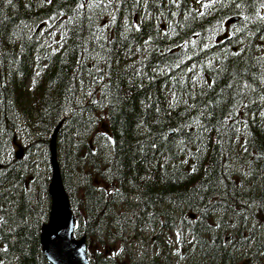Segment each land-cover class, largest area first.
Listing matches in <instances>:
<instances>
[{"label": "trees", "instance_id": "trees-1", "mask_svg": "<svg viewBox=\"0 0 264 264\" xmlns=\"http://www.w3.org/2000/svg\"><path fill=\"white\" fill-rule=\"evenodd\" d=\"M55 131L91 264H174L173 211L182 264H264V0H0V264H51Z\"/></svg>", "mask_w": 264, "mask_h": 264}, {"label": "water", "instance_id": "water-1", "mask_svg": "<svg viewBox=\"0 0 264 264\" xmlns=\"http://www.w3.org/2000/svg\"><path fill=\"white\" fill-rule=\"evenodd\" d=\"M56 141L54 134L51 146L54 166V178L50 186L52 210L49 225L43 235L44 252L52 264H89L86 240L78 242L72 236L74 219L56 161Z\"/></svg>", "mask_w": 264, "mask_h": 264}, {"label": "rangeland", "instance_id": "rangeland-1", "mask_svg": "<svg viewBox=\"0 0 264 264\" xmlns=\"http://www.w3.org/2000/svg\"><path fill=\"white\" fill-rule=\"evenodd\" d=\"M61 38V30H58V32L56 29L47 31L44 35V47L49 50L57 48Z\"/></svg>", "mask_w": 264, "mask_h": 264}, {"label": "snow or ice", "instance_id": "snow-or-ice-1", "mask_svg": "<svg viewBox=\"0 0 264 264\" xmlns=\"http://www.w3.org/2000/svg\"><path fill=\"white\" fill-rule=\"evenodd\" d=\"M49 2H50V0H49ZM171 2H172L173 4H176V5L178 6V0H171ZM197 2L200 3L201 0H197ZM212 2L214 3L215 0H212ZM9 3H11V0H9ZM90 6H91V5H89V7H90ZM202 6L205 7V8H207V7H209V4L204 3V4H202ZM79 7L83 8V7H85V5H84V4H80ZM201 14H203V13H201Z\"/></svg>", "mask_w": 264, "mask_h": 264}, {"label": "bare ground", "instance_id": "bare-ground-1", "mask_svg": "<svg viewBox=\"0 0 264 264\" xmlns=\"http://www.w3.org/2000/svg\"><path fill=\"white\" fill-rule=\"evenodd\" d=\"M240 5V4H239ZM222 9V8H221ZM247 13V12H246ZM247 24V23H246ZM230 34V33H229ZM39 36V35H38ZM67 39V38H66ZM36 70V69H35ZM196 72V71H195ZM261 74V73H260ZM220 92V91H219ZM105 159V158H104ZM102 162V161H101ZM245 164V162H242L241 164H239V165H235V167H236V169L238 168L239 169V171L238 172H246V170H247V165H244ZM111 176V175H110ZM41 179V178H40ZM74 179V178H73ZM25 182V181H24ZM36 183V182H35Z\"/></svg>", "mask_w": 264, "mask_h": 264}]
</instances>
